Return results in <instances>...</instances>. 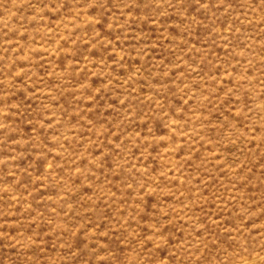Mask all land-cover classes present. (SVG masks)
<instances>
[{
  "label": "rangeland",
  "instance_id": "rangeland-1",
  "mask_svg": "<svg viewBox=\"0 0 264 264\" xmlns=\"http://www.w3.org/2000/svg\"><path fill=\"white\" fill-rule=\"evenodd\" d=\"M0 264H264V0H0Z\"/></svg>",
  "mask_w": 264,
  "mask_h": 264
}]
</instances>
